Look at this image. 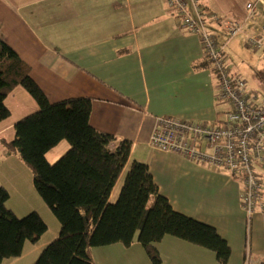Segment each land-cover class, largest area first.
Returning <instances> with one entry per match:
<instances>
[{"label":"crops","instance_id":"1","mask_svg":"<svg viewBox=\"0 0 264 264\" xmlns=\"http://www.w3.org/2000/svg\"><path fill=\"white\" fill-rule=\"evenodd\" d=\"M248 1H254L256 16L247 17ZM196 4L203 9L207 30L224 49L241 35L246 43L264 21V0H196ZM232 17H247V24L228 37L221 21ZM0 38L30 66V76L50 102L92 98L90 124L129 140L128 165L131 160L145 162L175 210L216 228L231 247L232 263L228 259L226 264L264 263V211L256 209L248 226L241 184L221 169L148 143L159 115L211 123L228 107L219 99L217 80L202 57L198 37L180 30L165 0H0ZM253 49L264 55V44ZM4 103L10 115L0 121V139L11 140L15 122L38 105L22 86H16ZM58 145L46 153L49 161L67 149L62 141ZM0 158L4 159L0 185L9 191L6 205L17 216L37 211L47 224L37 242H25L19 256L1 264H34L44 245L58 235L59 223L32 183L26 182L28 167L1 142ZM174 171L196 176L193 192L176 182ZM206 193L213 194L210 205L203 204ZM157 247L161 264H221L212 251L172 236H164ZM87 251L95 264H152L138 243ZM126 256L131 257L127 263Z\"/></svg>","mask_w":264,"mask_h":264},{"label":"trees","instance_id":"2","mask_svg":"<svg viewBox=\"0 0 264 264\" xmlns=\"http://www.w3.org/2000/svg\"><path fill=\"white\" fill-rule=\"evenodd\" d=\"M227 19L242 20L222 18L224 29ZM248 40L246 45L251 47ZM16 86L28 91L38 109L15 122L14 138L0 142L30 169L36 192L59 223L58 235L44 245L34 264H95L89 247L116 243L129 247L136 233L152 264H161L157 246L164 236L208 249L219 263L228 262L231 247L214 226L175 210L160 193L145 162L131 160L128 165L131 142L90 124L92 98L74 96L50 102L30 76V66L0 38V121L10 115L4 99ZM63 140L67 149L49 161L46 153ZM124 170L117 198L110 201ZM8 198L9 191L0 185V264L19 256L25 242H37L47 230L37 211L18 217L6 205Z\"/></svg>","mask_w":264,"mask_h":264},{"label":"built area","instance_id":"3","mask_svg":"<svg viewBox=\"0 0 264 264\" xmlns=\"http://www.w3.org/2000/svg\"><path fill=\"white\" fill-rule=\"evenodd\" d=\"M168 10L178 18L183 33L198 37L202 57L217 80L219 99L228 104L222 116L213 122L200 123L173 115H159L148 143L151 147L183 156L184 158L221 169L242 181L241 204L247 215L248 226L256 209L264 210L263 184L257 170L264 168V106L254 104L246 91L245 80L232 74L224 63L223 47L206 28L203 9L196 0H165ZM190 7H192L191 11ZM253 15V2L245 5ZM241 21L225 20L229 36L240 31ZM264 37L260 32L249 37V44L258 48Z\"/></svg>","mask_w":264,"mask_h":264},{"label":"rangeland","instance_id":"4","mask_svg":"<svg viewBox=\"0 0 264 264\" xmlns=\"http://www.w3.org/2000/svg\"><path fill=\"white\" fill-rule=\"evenodd\" d=\"M235 46H237V48ZM224 60H225L224 63L230 72L239 74L245 80L247 94L249 95L250 98L253 99L254 104L259 105V106H264V55H263V51L260 49L255 50L251 47H247L245 40H244V36L241 35L238 41L236 42V44H233L231 48L229 46L224 49ZM200 123H206V122H200ZM62 143L66 144V146L68 147V143L66 141H62ZM61 146L62 145H58L57 148H61ZM48 157L50 159H53L54 155L49 153ZM56 159L57 158H55V160ZM0 161H4V159L0 158ZM257 172L259 174L258 176H260L263 181V197H264V172L261 169H258ZM173 175L178 184H182L186 188L187 191L193 192V188L196 187L195 185H193V183L196 184V179H197L196 176H194L191 173L181 174L179 171H174ZM227 175L230 178H233L229 174ZM32 176L33 174L30 171L29 177L25 176L24 178L27 180L26 182L30 181L33 185ZM124 176H125V170L122 172V174L118 178L117 182L115 183L111 191L110 198H109L110 201H114L117 198L118 192L123 183ZM238 182L241 184L240 181ZM23 187H26L25 184L23 185ZM206 194H207L206 198L203 199V204L210 205L212 202H209V201L213 197V194L211 193H206ZM13 200L17 203L16 201L17 197L14 196ZM18 217H21V216H18ZM252 241L254 242L253 233H252ZM136 243H138L137 233L134 236V242L132 244H136ZM138 245L140 246L139 243ZM127 258H131V257L126 256V263H127ZM236 259H238V255ZM262 259L264 260V257ZM231 260L232 259H230V263H232ZM249 264H251V261H249Z\"/></svg>","mask_w":264,"mask_h":264},{"label":"bare ground","instance_id":"5","mask_svg":"<svg viewBox=\"0 0 264 264\" xmlns=\"http://www.w3.org/2000/svg\"><path fill=\"white\" fill-rule=\"evenodd\" d=\"M263 154H264V151H263ZM262 171L264 172V168L262 169ZM258 173V172H257ZM259 175V174H258ZM231 176V175H230ZM231 177H233V176H231ZM260 177V176H259ZM234 179H236V180H238V181H240L241 182V191H242V181H241V179L240 178H236V177H233ZM261 178V177H260ZM261 181H262V179H261ZM262 184H263V181H262ZM240 198H241V192H240ZM262 201H263V203H264V197L262 198ZM264 211V210H263Z\"/></svg>","mask_w":264,"mask_h":264}]
</instances>
